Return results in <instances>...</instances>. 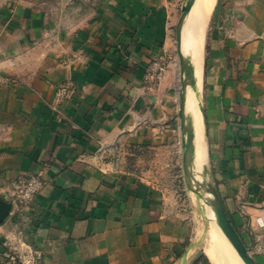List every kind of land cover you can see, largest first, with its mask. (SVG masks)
I'll return each mask as SVG.
<instances>
[{"label":"crops","instance_id":"0c3cea01","mask_svg":"<svg viewBox=\"0 0 264 264\" xmlns=\"http://www.w3.org/2000/svg\"><path fill=\"white\" fill-rule=\"evenodd\" d=\"M185 2L0 0V199L18 175L45 180L0 223V264H205L186 168L264 264V0H214L198 81L182 47L190 11L176 31ZM156 57L168 67L148 89Z\"/></svg>","mask_w":264,"mask_h":264},{"label":"bare ground","instance_id":"6f19581e","mask_svg":"<svg viewBox=\"0 0 264 264\" xmlns=\"http://www.w3.org/2000/svg\"><path fill=\"white\" fill-rule=\"evenodd\" d=\"M213 2L214 0H195V3L186 16L182 27L181 34L183 52L188 53L187 59H191L193 63V73L195 74V78L197 81L201 76L200 47L204 22L207 18L208 13L210 12ZM185 93V112L187 113V116L192 120V124L194 127V138L197 142L199 140L200 134V116L197 106V93L195 88L193 89L190 86L186 87ZM205 198V202L211 205V211H213V198L211 194H207ZM208 234L209 244L206 248V253L214 264H244L218 225H212Z\"/></svg>","mask_w":264,"mask_h":264},{"label":"built area","instance_id":"2783aa9c","mask_svg":"<svg viewBox=\"0 0 264 264\" xmlns=\"http://www.w3.org/2000/svg\"><path fill=\"white\" fill-rule=\"evenodd\" d=\"M168 62L163 57H156L150 61L144 74V84L148 89H153L159 79L166 72ZM75 93V85L71 80H68L57 86L55 89L51 106L57 110L61 102L71 97ZM45 185V180L41 173L22 174L18 175L14 183V189L11 194L9 213L16 211L22 206L30 203L34 196ZM31 259L24 264H29Z\"/></svg>","mask_w":264,"mask_h":264},{"label":"water","instance_id":"95a60500","mask_svg":"<svg viewBox=\"0 0 264 264\" xmlns=\"http://www.w3.org/2000/svg\"><path fill=\"white\" fill-rule=\"evenodd\" d=\"M195 0H186L185 4L182 7V13L176 27L177 35L180 34V24L184 20L187 13L191 10ZM185 73L189 76L190 71L187 67H183ZM192 144V135L191 132H187V137L184 142L185 146V159L190 153ZM186 176H187V185L190 190L199 191V189L203 188L205 192L211 194L213 198V211L216 217L217 224L226 238L229 240L233 248L235 249L237 255L241 258L244 264H257L254 258L251 256L249 249L243 243L239 233L235 229L234 225L232 224L230 218L228 217L223 204L218 196V193L215 187L211 183H197L193 180L191 175L188 173L186 168ZM194 183V185H191ZM11 208V204L9 201L4 199H0V223L6 218Z\"/></svg>","mask_w":264,"mask_h":264},{"label":"rangeland","instance_id":"374dc122","mask_svg":"<svg viewBox=\"0 0 264 264\" xmlns=\"http://www.w3.org/2000/svg\"><path fill=\"white\" fill-rule=\"evenodd\" d=\"M194 148H195V141H194ZM195 152V151H194ZM194 165H195V169L197 172L202 171V164L200 162V160L195 158V154H194ZM201 165V166H200ZM199 180H203L202 175L198 176ZM203 184H206L205 181H203ZM180 187H186V185H184V182H180ZM191 185H194V183H191ZM210 194L208 192L205 193L204 189L201 188L199 189V191H192L189 188L186 187V189L182 190L181 192V198H182V202L187 206L189 204H191V206L194 207V211H195V220H196V225H197V237L198 239H200L201 242V246L203 248V255H205V257L209 258V256L206 253V248L209 244V231H210V227L212 225H218L217 221H216V217L214 214V211H211V205L207 202H205L206 200V195ZM190 195V196H189ZM189 199H190V203H189ZM205 199V200H204ZM214 214V215H213ZM207 255V256H206ZM207 258V259H208ZM210 264H214L213 261L209 258L208 261Z\"/></svg>","mask_w":264,"mask_h":264},{"label":"trees","instance_id":"16d2710c","mask_svg":"<svg viewBox=\"0 0 264 264\" xmlns=\"http://www.w3.org/2000/svg\"><path fill=\"white\" fill-rule=\"evenodd\" d=\"M200 259L205 263V264H210L205 255L201 254Z\"/></svg>","mask_w":264,"mask_h":264}]
</instances>
